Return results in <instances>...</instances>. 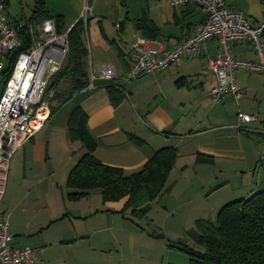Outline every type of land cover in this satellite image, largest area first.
Instances as JSON below:
<instances>
[{"label":"rangeland","instance_id":"obj_1","mask_svg":"<svg viewBox=\"0 0 264 264\" xmlns=\"http://www.w3.org/2000/svg\"><path fill=\"white\" fill-rule=\"evenodd\" d=\"M74 1L78 0H46V7L48 11L52 10L51 16L61 15L59 12L72 13ZM227 2L250 19H262L261 0ZM92 5L94 11L89 17L96 16L103 21L117 42L122 35V48L141 35L135 20L152 17L160 23L162 17L170 19L174 10L179 13L181 10L174 9L169 0H93ZM35 6L36 0H10L6 9L9 24L26 23ZM196 20L197 17L184 20L181 26ZM121 23L124 29L119 33ZM166 27L164 31L173 30L175 34L181 31L174 23ZM251 49L249 58L256 60L257 55ZM205 58L197 57L182 63V70L186 72L188 68L190 74L183 87L176 85L177 81L173 79L158 80V77L170 75L171 71L177 72L179 67L126 82L127 92L135 94L132 92V101L127 103L136 117L140 115L142 119L144 113L162 104L173 114L176 125L179 124L173 134H181L177 139H184L176 147L178 159L161 196L148 205L145 216L134 214L131 208L124 212V207L120 211L109 209L99 190L91 191L89 196L78 201L68 198L71 192L66 187L68 174L83 155V150H78V143L68 148L65 142L63 145L58 142L52 159L44 160V150L40 162L31 166L33 170L30 165L24 167L21 164V153L13 158L2 206L9 215V227L18 222L25 232H36L31 237H14L17 241H32L27 246L36 251V264H194L190 255L179 246L185 244L194 250L202 249L190 234L196 231V221L205 219L216 225L218 213L225 205L264 189V181H261L264 178V93H260L263 87L260 74L263 73L237 72L239 86L240 82L250 81L259 93L244 88L241 92L244 94L237 101L232 96L221 104L212 105L196 79L200 77L196 72L204 71ZM65 86L62 82L58 92L63 94ZM3 89L4 81L0 76V96ZM82 92L71 97L68 93L54 99L45 97L47 106L56 107V111L45 126L44 134L64 137L68 115L85 98ZM239 112L254 115L257 121L241 124ZM225 143L232 145L229 156L222 152L213 158V163H197V146L222 151L220 145ZM200 152L210 155L206 151ZM50 220L54 222L50 223Z\"/></svg>","mask_w":264,"mask_h":264},{"label":"built area","instance_id":"obj_2","mask_svg":"<svg viewBox=\"0 0 264 264\" xmlns=\"http://www.w3.org/2000/svg\"><path fill=\"white\" fill-rule=\"evenodd\" d=\"M93 0H85L81 19L93 11ZM173 8L194 5L204 13V19L192 30L189 37L171 50L154 47V41L139 36L129 45L124 55L128 71L126 79L135 81L141 77L180 65L183 59L196 58L209 41L217 40L220 51L208 61V71L216 84L208 95L212 105L220 104L228 95L239 96L236 72L244 69L264 73V17L260 21L250 20L244 13L231 8L227 0H169ZM8 0H0V76L4 89L0 96V264H35L34 250L30 247L12 246L9 233V215L3 209L7 171L11 159L36 133L43 128L50 116L45 97L51 78L59 72L69 51V32L58 33L52 18H40L30 23L19 22L11 26L6 15ZM264 7V0H262ZM27 28L29 46H24L20 32ZM249 42L259 61L257 63L235 59L232 43ZM89 52V44L86 39ZM16 54V55H15ZM11 70L9 75L6 72ZM115 78V68L100 65L88 70V86L84 91L95 89L94 80ZM128 97V94L125 93ZM45 109L46 114L41 111ZM241 124L257 121L254 115L238 114ZM238 130H243L238 127ZM246 132V131H245Z\"/></svg>","mask_w":264,"mask_h":264},{"label":"trees","instance_id":"obj_3","mask_svg":"<svg viewBox=\"0 0 264 264\" xmlns=\"http://www.w3.org/2000/svg\"><path fill=\"white\" fill-rule=\"evenodd\" d=\"M47 17L55 21L58 33L66 31L63 16H51L46 0H36L35 11L26 23ZM86 25L84 20L79 19L69 32L67 57L47 88L48 94L53 92L51 99L67 93L71 97L88 86ZM135 26L144 38L155 40L161 35L159 27L146 18L135 20ZM20 37L24 46L16 54L29 46L30 38L26 27L20 32ZM10 71L5 75L8 76ZM62 82L67 85L63 94L58 92ZM184 84L186 85L183 78L176 82L179 87ZM108 92L113 106H118L121 99L114 98L115 90L108 87ZM55 111L56 107L52 106L50 116ZM87 122L88 114L80 106L70 112L65 122L69 144L78 143L86 150L68 174L66 187L71 190L68 198L78 201L89 196L91 191L99 190L104 203L119 202L127 198L122 212L131 208L134 214L145 216L149 210L148 205L161 196L166 186L178 159L177 149L162 148L154 153L142 169L126 174L123 169L105 165L94 156L97 144L89 133ZM241 132L248 135L245 131ZM130 139L137 146L144 144L135 135ZM213 158L198 153L197 163H213ZM190 234L202 249L194 250L185 244L179 247L190 255L194 264H264V189L248 198L225 205L218 213L216 225L205 219L196 221V231Z\"/></svg>","mask_w":264,"mask_h":264},{"label":"crops","instance_id":"obj_4","mask_svg":"<svg viewBox=\"0 0 264 264\" xmlns=\"http://www.w3.org/2000/svg\"><path fill=\"white\" fill-rule=\"evenodd\" d=\"M73 3H74V8L72 10V13L70 12L65 14L64 12H59L63 16L64 19L63 27L65 28V30L73 27L75 23L82 17V12H83L82 7H84L85 0L83 1L78 0L76 2L74 1ZM9 4H10V0H8V5ZM229 6L233 9L238 10V8L235 6L232 5ZM180 9H181L180 13L174 10L170 19L162 17L160 23H158V21L153 19L152 17L150 18V20L159 27L161 33V35L157 39L153 40L155 42L154 47L163 51L173 49L175 45H177L179 42L189 37L190 34L192 33L193 28L198 23L202 22L204 19L205 13L200 8L194 5H187L186 7H182ZM51 11L52 10L49 9L50 13ZM92 13L88 15L87 17L88 20L84 21L87 23L86 38L89 44V55L86 59V69L88 71L90 67L96 69L100 65H111L115 68V78L112 81H103L98 77H96L94 80L95 89L82 92V94L85 95V98L80 103V107L88 114V122H87L88 130L97 144V148L94 152V156L105 165L118 167L123 169L126 174H132L142 169V167L148 162V160L154 155L156 151L166 147L176 148L178 147L179 143L184 142V139H177L178 137L181 136V134H178L179 136L177 134H173L176 131L175 129L178 128L179 124L176 125L175 117L170 112V110L167 109L162 104H157L156 106H154L153 109L148 110L146 113H144L145 116L144 118L142 117V119H140V115H138L139 113L135 108L134 109L138 117L134 115V111L127 103L128 101H132L131 95H133L134 92L132 91L133 94L130 91L128 93L125 88L126 82H132L126 79L128 67L124 60V55L128 51L129 45H127L126 48L125 47L122 48L120 45L122 43L121 41L122 35L117 42L114 36H112V34L108 32L106 27L103 25V21H101L100 19H96L97 18L96 16H91V18L95 17V19L93 21L90 20L91 18L89 16L92 15ZM193 17H197V20L194 23H189L185 25L187 27V30L185 29V26H181L182 21L184 20L186 21L187 19ZM263 17H264V13L262 18ZM250 20L260 21L261 19L252 18ZM170 23H174L175 25L181 27V31L179 34H175L173 30L164 31V28H167L166 26ZM161 24H164L165 26L161 27ZM122 29H124V26L121 23L118 32L121 33ZM251 48L253 47L249 42L232 43L233 57L235 59L257 63V61H259L258 56L256 57V60L249 58L250 50H252ZM219 51H220L219 42L217 40H212L202 47L201 53L198 56V58L206 57L205 59L207 61L205 66L203 65L204 71L196 72V73H200L199 74L200 77L196 79H198V81L200 82L201 89H203V91H206L207 94L209 89L216 84L215 77L208 71L207 68L208 61L211 57H214ZM196 58L185 57L182 63L185 60H191ZM182 63L177 66H172V67H179L177 69V72L171 71L170 75H163L164 77H158V80L161 81L162 78H164V79H173L176 82L179 79L183 78L185 79V83H187V77L190 76V74L187 72L188 68H186V72L182 70V66H183ZM172 67L168 68V70L171 69ZM168 70L166 69L161 72H166ZM240 70L249 73H254L244 69H239L237 70V72H239ZM237 72H236V77H237ZM178 76L180 77L179 79L177 78ZM260 76L263 77V87H261V91H260V93L262 94L264 93V73L260 74ZM108 87H111L112 89L115 90L114 98L117 97L121 99V102L120 104H118V106H113L109 97ZM244 88L247 89V91H254L256 93H259V90L256 89L250 81H246V82H240L239 96H234L230 94L227 96V98L228 97L232 98V96H234L233 100L237 101L240 98V96L244 94L241 93ZM125 93L128 94V97L125 95ZM128 108H129V113H128ZM52 116L49 117L48 121L45 123L43 128H41L40 131H38L35 137L29 140L14 155L15 157L18 153H21V164L24 165V167L30 165L29 168L33 170V167L31 166H34L33 164H38L40 162L41 155L44 150L46 152V158H44V160L52 159V157L56 155L57 152L56 144L58 142L61 143L62 145L63 142H65L68 148L71 146L66 136V124L64 125V130H65L64 137L61 136L60 134L57 135H54L53 133L44 134L43 131L45 130V126L51 120ZM182 118L183 116L179 120H181ZM132 135H135L140 139H142L144 144L141 146H137L136 144H134L130 139ZM196 137L197 136H194L193 138ZM218 137L219 139H221V136ZM222 141H225V139L223 138ZM220 147H223V149L220 148V150L222 151H218L216 149L205 150L202 146H197V149L199 150V153H201L200 151H206V153L210 154V156L214 155L213 156L214 158L215 156L222 154H224L225 156L230 155L229 153L232 151V145L230 143H225L223 144V146L220 145ZM78 150L79 151L83 150V153H85L86 151L85 149L82 148L81 145L78 148ZM13 158L11 159V161L13 160ZM10 164L8 167L7 176H9ZM30 180L32 179L30 178ZM262 180L264 181V178L261 179V181ZM7 182H8V177H7ZM36 183L41 184L40 181H37ZM6 189H7V183H6ZM40 200L44 201L43 196H40ZM126 201L127 198L119 202H108L106 203V205L109 209L120 211L124 207ZM53 222H54L53 220H50V223ZM9 232L13 236L12 246L15 247H22V246L28 247L27 244L32 241L29 239H19V241H17L18 239L15 240L14 237L20 236L24 238V237H31L32 235L36 234V232H25L18 222H14L12 227H9ZM16 245H20V246H16ZM34 253L35 254H33V259L35 261V255H36L35 250Z\"/></svg>","mask_w":264,"mask_h":264},{"label":"bare ground","instance_id":"obj_5","mask_svg":"<svg viewBox=\"0 0 264 264\" xmlns=\"http://www.w3.org/2000/svg\"><path fill=\"white\" fill-rule=\"evenodd\" d=\"M41 111L43 112V114L47 113V111L45 109H42Z\"/></svg>","mask_w":264,"mask_h":264}]
</instances>
